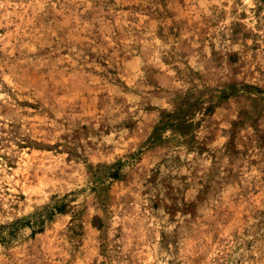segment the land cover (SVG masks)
<instances>
[{
    "label": "rangeland",
    "instance_id": "374dc122",
    "mask_svg": "<svg viewBox=\"0 0 264 264\" xmlns=\"http://www.w3.org/2000/svg\"><path fill=\"white\" fill-rule=\"evenodd\" d=\"M0 264H264V0H0Z\"/></svg>",
    "mask_w": 264,
    "mask_h": 264
},
{
    "label": "trees",
    "instance_id": "16d2710c",
    "mask_svg": "<svg viewBox=\"0 0 264 264\" xmlns=\"http://www.w3.org/2000/svg\"><path fill=\"white\" fill-rule=\"evenodd\" d=\"M161 127H162V125H161L159 128L155 129V133H157L158 130H160ZM157 137H158V136H157ZM155 138H156V137H155ZM57 211H58V212H64L65 209H64V208H59Z\"/></svg>",
    "mask_w": 264,
    "mask_h": 264
}]
</instances>
